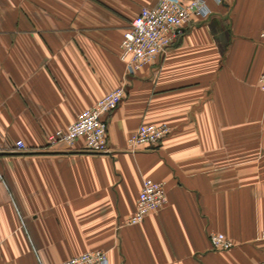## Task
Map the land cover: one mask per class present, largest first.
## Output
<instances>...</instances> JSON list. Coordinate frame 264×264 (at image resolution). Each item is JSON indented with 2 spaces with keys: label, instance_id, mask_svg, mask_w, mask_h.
Masks as SVG:
<instances>
[{
  "label": "crops",
  "instance_id": "1",
  "mask_svg": "<svg viewBox=\"0 0 264 264\" xmlns=\"http://www.w3.org/2000/svg\"><path fill=\"white\" fill-rule=\"evenodd\" d=\"M154 0H0V264H264V0H207L155 64L127 77L124 33ZM127 83L110 154L48 146ZM144 124L158 146L129 150ZM23 141L25 151H16ZM167 203L138 225L143 182ZM211 233L234 243L216 251Z\"/></svg>",
  "mask_w": 264,
  "mask_h": 264
},
{
  "label": "built area",
  "instance_id": "2",
  "mask_svg": "<svg viewBox=\"0 0 264 264\" xmlns=\"http://www.w3.org/2000/svg\"><path fill=\"white\" fill-rule=\"evenodd\" d=\"M222 4L224 0H213ZM212 14L207 0H154L151 7H144L132 21L129 29L124 33L121 43V59L126 67L127 77L136 73L147 65L155 64L166 55L194 16L207 18ZM264 39V32L260 34ZM260 90L264 94V74L259 80ZM127 93V83L116 88L92 108L83 111L77 120L48 136V146L65 145L74 147L83 140L85 149L94 154H110L108 120ZM171 129L167 124L141 125L129 141V150L136 152L141 149L153 148L167 138ZM23 141L16 142V151H25ZM167 203L165 186L161 182L146 179L137 199L134 215L126 221L127 225H138L145 221L152 211L164 207ZM210 243L216 251H228L235 245L222 233H211ZM264 241V230L258 236ZM61 264H110L107 252L90 251Z\"/></svg>",
  "mask_w": 264,
  "mask_h": 264
}]
</instances>
